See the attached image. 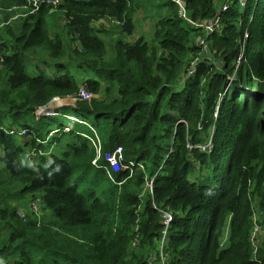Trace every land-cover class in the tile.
Segmentation results:
<instances>
[{
	"label": "trees",
	"instance_id": "1",
	"mask_svg": "<svg viewBox=\"0 0 264 264\" xmlns=\"http://www.w3.org/2000/svg\"><path fill=\"white\" fill-rule=\"evenodd\" d=\"M245 1L147 0L150 42L136 0H62L0 34V264H264V0ZM25 6L0 0L6 23ZM53 9L69 40L50 36ZM219 13L212 58L182 84ZM104 20L122 23L111 52ZM28 199L41 220L18 216Z\"/></svg>",
	"mask_w": 264,
	"mask_h": 264
},
{
	"label": "rangeland",
	"instance_id": "2",
	"mask_svg": "<svg viewBox=\"0 0 264 264\" xmlns=\"http://www.w3.org/2000/svg\"><path fill=\"white\" fill-rule=\"evenodd\" d=\"M136 4H137V6H136L135 19H134L135 20L134 37H135V39L144 38L145 40L150 42L154 36L155 25L159 21L156 6L148 3L147 0H136ZM21 12L27 13V12H29V10L25 11L23 8ZM12 13H13V15H12L11 19L6 23V21L9 19L10 15H7L6 13L0 12V34L4 33V31L8 28L16 29L22 24L21 23L22 20L18 21L15 19L16 13L14 11H12ZM182 16L185 17L186 15L185 14L183 15V13H182ZM62 20H63L62 12H60L58 9H53L52 14L49 17L50 36L52 38H54L56 36V33H57V32H55V30H58L60 32L59 35L61 36L62 39L69 40V36L67 35V31L62 30V27L64 26V23L62 22ZM107 24L108 25H104L102 23H97L94 28H96V30L98 31V34H99L98 37L106 44L109 51L111 52V48L114 45V41L116 39L115 34L113 33V30L117 26H114L115 24H110V23H107ZM196 45H197V42H196ZM75 46H78V45L75 44ZM34 56H41L40 58H38L40 61L43 59H49V54L42 52V51H39V53L37 55L35 54ZM112 56H113V53H112L111 57ZM194 57L195 56L191 57L190 63L192 62ZM201 58L205 60V58H207V59L212 58V56L208 52L207 54L202 55ZM27 63L29 65V70L31 73L34 69V63L33 62L30 63V60H27ZM41 67H42V69H45L47 71H51L49 68H47L44 65H42ZM84 76L85 75L81 74L78 79L80 81H83ZM93 78H95L94 74H89L88 79L91 80ZM100 97L104 98V94H102V95L100 94ZM70 119L71 120L67 121V124H66L67 128H65L66 131L72 130L71 128L73 126V121L75 120V117H71ZM54 132H58V131H54ZM33 203H37L38 214L33 213V210H32ZM20 204H25V206H23V205L17 206L15 203L13 205L16 207H19L20 211L25 215V217L23 218V217H20L18 214V216L21 219H25L26 215H27V217H28V215H31V216H36L41 220L43 215L46 214V212L43 211L42 203H41L40 199H38V200L28 199V201L26 203L23 202ZM260 217H261L260 213L255 214L254 219H253V225L257 224L262 229V226L260 224V222H261ZM256 228H258V227H256ZM228 239H229V230H225L224 235H223L222 240H221V245L227 246L228 245Z\"/></svg>",
	"mask_w": 264,
	"mask_h": 264
},
{
	"label": "built area",
	"instance_id": "3",
	"mask_svg": "<svg viewBox=\"0 0 264 264\" xmlns=\"http://www.w3.org/2000/svg\"><path fill=\"white\" fill-rule=\"evenodd\" d=\"M115 1V0H113ZM27 2V6L24 7V10L27 11L29 10V12L25 13V12H21L23 8H13L11 9V11H14L16 13V17L15 19L16 20H24V19H27L29 16H33V15H36V13L39 12L40 8L43 6V5H48L49 7H53V8H57L61 5L62 3V0H26ZM180 5H181V2H179ZM238 3L240 5V7H243L245 8L247 3L245 0H238ZM182 7V5H181ZM229 9V5H225L224 8H222V12H225ZM182 13L184 15V11H183V7H182ZM105 24L104 25H108L107 23H110V24H119V25H122V23L118 22V21H115V20H104L103 21ZM220 23H221V16H220V13L215 17L213 18L212 20H210L206 25L202 26V29H203V35L200 37H198L196 39V42H197V46L200 47L202 49V53H200L198 56L194 57L192 62L190 63V66L188 67L187 71H186V74L184 75V77L182 78L181 80V83H185V81H188L190 79H192L194 76H195V73L197 72V70L199 69L201 63L204 61V59H202V55L204 54H207L208 52H210V47H209V41H208V38L211 36V35H214L215 33H221L222 32V29L220 28ZM249 35H246V38L248 37ZM244 54V53H243ZM243 55H241L239 57V61H241ZM3 60L0 61V69H3L2 67V64H3ZM26 132L25 131H22L20 134H25ZM8 134H15V132L13 131H9ZM201 148V147H199ZM207 150V147H203L202 148V151H206ZM108 160L111 162L113 168L117 171L119 170V161L121 162L122 161V157L120 156L118 159L116 157H111V156H108ZM133 166V164H131ZM141 169L144 170V167L141 166ZM147 186L148 188L151 190L152 192V186H153V182L152 180L151 181H148L147 183ZM32 210L38 214V211H37V203H33L32 205ZM18 214L20 217H25V215L19 210L18 211ZM173 221V216H171V214H165L164 215V221H163V224L165 227H168L170 225V223ZM258 227V228H256ZM263 234V231L262 229L260 228L259 225L255 224L254 225V230H253V239L252 241L256 244L258 242V237L260 235ZM165 261V259H164Z\"/></svg>",
	"mask_w": 264,
	"mask_h": 264
},
{
	"label": "bare ground",
	"instance_id": "4",
	"mask_svg": "<svg viewBox=\"0 0 264 264\" xmlns=\"http://www.w3.org/2000/svg\"><path fill=\"white\" fill-rule=\"evenodd\" d=\"M228 4V3H227Z\"/></svg>",
	"mask_w": 264,
	"mask_h": 264
}]
</instances>
